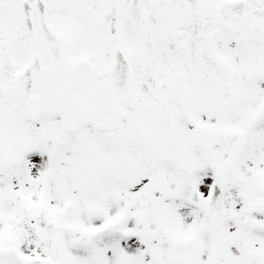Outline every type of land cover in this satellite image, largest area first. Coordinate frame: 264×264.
I'll return each instance as SVG.
<instances>
[{"label":"snow or ice","instance_id":"6c2138e0","mask_svg":"<svg viewBox=\"0 0 264 264\" xmlns=\"http://www.w3.org/2000/svg\"><path fill=\"white\" fill-rule=\"evenodd\" d=\"M0 264H264V0H0Z\"/></svg>","mask_w":264,"mask_h":264}]
</instances>
